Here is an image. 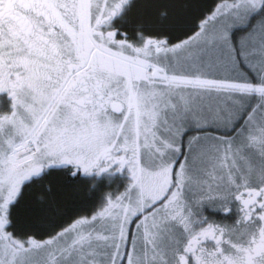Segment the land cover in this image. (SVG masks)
<instances>
[{
    "label": "flooded vegetation",
    "instance_id": "1",
    "mask_svg": "<svg viewBox=\"0 0 264 264\" xmlns=\"http://www.w3.org/2000/svg\"><path fill=\"white\" fill-rule=\"evenodd\" d=\"M149 7L150 3L136 0H73L62 15L57 14L53 20L57 26L53 44L44 52H33L38 66L31 78L21 85L22 111L12 122L14 136L22 138L35 129L36 137L43 134L46 143L67 142L76 150L107 151L116 158L108 172L97 178L93 170L91 176L85 174L84 180L87 177L95 182L104 179L110 181L108 186H118L120 175L130 189L128 191L134 189V192L140 193L137 195L147 207L134 227L146 235L145 247L153 249L156 244L162 246L163 264H214L213 258L204 251L205 241L214 242L212 235L221 229L227 231L237 217L244 218L245 214L253 213L259 216L260 212H264V149L258 152L257 165L246 167L241 164L227 169L228 179L236 183L229 194L225 189L216 191L218 196L214 194V169L209 166L198 169L181 167L175 160V163L150 170L151 173L155 170L168 172V178L163 176L151 181L132 176L136 163H130V156L135 149L130 142L121 143L119 139L130 138L137 133L132 126L137 119L150 120L156 108L145 100L146 87L153 86L161 93L165 85L163 80L167 74L172 76L173 69V61L169 66L164 57L195 36L192 34L185 40H171L165 34L149 33ZM24 8L31 9V6L9 0L7 9L0 8V19L16 27L25 19L21 15ZM29 16H32L31 11ZM149 64L155 66L152 74L146 69ZM171 86L170 90L176 89L173 84ZM182 92L183 89L170 91L171 97L162 98L158 105L165 100L170 103L176 98L183 99ZM165 106L162 116L164 125L166 113L172 111V105ZM25 117L33 120L31 126ZM167 126L170 128L169 124ZM210 126L208 124L207 129ZM160 127L159 124L154 129L146 126L141 134L152 138L154 145L159 147L157 142L160 140L156 138L162 137L161 131L166 130ZM192 131L193 128L182 130V134ZM175 132L176 138L182 137V134L177 135V128ZM48 155L51 158L38 166L39 171L29 166L11 180L7 174L0 178V218L5 219L0 222V244L3 245L0 254L6 264H23L25 260L34 264H54L56 261L64 264L57 257L39 259V250L54 245L56 237L66 233L76 222L85 228L93 214H101L100 211L106 210L109 205L104 203L90 216L85 212L76 215L53 236H23L21 230L13 226L9 229V219L16 213L22 214L31 187L47 181L49 164L61 163L54 150L50 149ZM121 159L125 161L123 166L119 163ZM63 171L70 172L71 166L64 164ZM178 171L185 175L182 182L201 178L197 191L187 194L181 182L176 184L178 191L174 195H166L171 174ZM25 184L29 187L25 188ZM117 194L111 193L109 202ZM172 196L175 200L171 202L174 203L168 202ZM227 208L231 209V215L225 217L222 212ZM142 214H134L132 221ZM161 216L166 217L167 226L160 223ZM173 230L178 232L175 234ZM134 240L132 237L129 245L135 243ZM166 245L171 252L167 251ZM225 246L232 249L227 253L231 264L264 262V236L259 229L255 235H244L243 238L233 236L231 243L225 236Z\"/></svg>",
    "mask_w": 264,
    "mask_h": 264
},
{
    "label": "rangeland",
    "instance_id": "2",
    "mask_svg": "<svg viewBox=\"0 0 264 264\" xmlns=\"http://www.w3.org/2000/svg\"><path fill=\"white\" fill-rule=\"evenodd\" d=\"M186 1L193 5L199 0ZM167 3L174 15V12L182 13L183 0H169ZM240 3L241 0H216L195 36L164 57L169 66L173 61L172 76L167 74L163 80L165 85L161 93L153 86L146 87L148 90L144 93L147 103L156 108L154 114L150 120L137 119L133 123L137 132L133 137L119 139L121 143L130 142L135 149L130 156V163H136L132 176L151 181L163 176L168 178V172L155 170L151 173L150 170L175 163V160L181 167L198 169L209 166L214 169V194L218 196L216 191L225 189L229 194L236 185L228 179L229 167L257 165L258 152L264 149V33L258 30L234 33L242 29L240 25L246 21V17L235 10ZM173 14L172 18H175ZM171 84L176 87L173 90L179 92L183 89V99L176 98L170 103L165 100L158 105L162 98L171 97ZM165 104L172 105V111L166 113L164 125ZM156 124L166 129L161 131L162 137L156 138L160 140L157 142L159 147L154 145L152 138L141 134L146 126L154 129ZM208 124L211 125L209 129ZM235 127V131L230 133ZM175 128L178 129L177 135L182 134V130L193 128V131L176 138ZM184 177L179 171L173 172L166 195H174L178 191L176 184L181 183ZM201 181L198 178L181 184L189 194L197 191ZM103 184L106 189L107 184ZM128 190L125 184L106 210L92 215V218L103 217L110 222L106 233L88 227L92 218L87 220L85 228L76 222L66 233L56 237L54 245L40 249L37 257H57L64 263L67 255L76 251L87 255L96 264H160V261L163 264L162 246L156 244L153 249L146 248V235L131 224L133 215L142 214L147 205L137 195L139 192L124 199ZM174 200L172 196L168 202L174 203L171 202ZM4 220L0 218V222ZM173 232L176 234L178 231ZM132 237L135 243L129 245ZM166 249L171 252L168 245ZM54 264L60 263L56 261Z\"/></svg>",
    "mask_w": 264,
    "mask_h": 264
},
{
    "label": "snow or ice",
    "instance_id": "3",
    "mask_svg": "<svg viewBox=\"0 0 264 264\" xmlns=\"http://www.w3.org/2000/svg\"><path fill=\"white\" fill-rule=\"evenodd\" d=\"M12 2L30 5L31 9L22 10L21 15L25 19L16 27L0 19V178L7 174L11 180L29 166H34V170L39 171L38 166L51 158L48 155L49 150H54L61 163L49 164L47 181L33 185L28 196V211L37 217H42L62 210L85 193L90 195L92 188L96 186L93 184L89 187L85 183V174L91 176L95 170V175L99 178L108 172L116 158L103 150L96 152L76 150L67 142L46 143L43 134L39 138L36 137L35 129L22 138L14 136L12 122L22 111L21 85L31 78L38 66L33 52H44L53 44V37L57 32L53 20L57 14L62 15L73 0H12ZM8 4L9 0H0V8L7 9ZM235 10L246 17V21L240 25L245 33L253 30L264 33V0H241ZM29 11L32 12L31 17ZM25 119L30 126L33 124L32 119L28 117ZM40 119L43 120V117L41 116ZM119 163L123 166L125 161L121 159ZM64 164L71 166L70 172L63 171ZM24 187L27 188L29 185L25 184ZM133 192L134 189L128 191L124 199H128ZM110 195V190L106 189L99 194V199L109 203ZM14 206L13 204L12 207ZM256 211L260 212V209ZM8 214L11 217V208ZM222 215L228 217L231 215V209L227 208ZM139 219L140 216L137 215L131 223L135 224ZM109 223L106 218L93 217L88 227L96 232L106 233ZM160 223L167 226L169 222L165 216H161ZM11 227L10 220L8 228ZM257 229L264 236V212H260L259 216L253 213L245 214L244 218L237 217L232 220L227 231L221 229L212 235L214 242L205 241L204 251L207 256L213 258L214 264H231L227 259V253L232 249L225 246V236L229 237L231 243L233 236L243 238L244 235H255ZM129 235H131V226ZM232 247L234 248L235 245L233 244ZM2 251L3 245L0 244V253ZM0 264H6L2 254H0ZM23 264H34V262L25 260ZM64 264H96V262L88 259L87 255L73 251L67 255Z\"/></svg>",
    "mask_w": 264,
    "mask_h": 264
},
{
    "label": "trees",
    "instance_id": "4",
    "mask_svg": "<svg viewBox=\"0 0 264 264\" xmlns=\"http://www.w3.org/2000/svg\"><path fill=\"white\" fill-rule=\"evenodd\" d=\"M139 3H150L149 7V20L147 29L149 33L156 34H165L170 36L171 40H185L188 36L196 34L200 28L201 21L208 17L209 13L212 11L216 0H208L207 3L204 0H199L197 3L190 5L186 0H183L180 9L182 10L181 14L176 12L175 15L171 12L172 9L168 5L167 1L169 0H136ZM172 14L175 18H172ZM148 13L145 14L147 16ZM148 17V16H147ZM243 31V29L236 30L234 33ZM238 125V124H237ZM236 125V127H237ZM232 129L230 133H233L236 129ZM119 185L118 186H107L106 189L110 190L111 193L117 194L120 189L125 186V183L122 181L123 176L119 175ZM92 178L87 177L85 183L91 187L95 185V188H92L91 194L85 193L77 201L66 205L62 210L48 214L46 216L34 217L29 216L28 211V200L25 202V206L22 214L16 213L11 220V224L16 229L21 230L23 236L34 235L39 238H44L47 236H53L56 231L61 229L67 223L72 221L76 215L80 213H86L87 216L97 212L99 206L103 205L104 202L99 199V194L103 192L104 184H111L110 181L103 179V182L99 184L96 183ZM41 184V183H40ZM113 188V190H111ZM105 189V190H106ZM104 190V191H105ZM17 209V208H15ZM16 212V211H15ZM31 217V218H30Z\"/></svg>",
    "mask_w": 264,
    "mask_h": 264
},
{
    "label": "built area",
    "instance_id": "5",
    "mask_svg": "<svg viewBox=\"0 0 264 264\" xmlns=\"http://www.w3.org/2000/svg\"><path fill=\"white\" fill-rule=\"evenodd\" d=\"M148 70H149V71L152 70V67H151V66H148Z\"/></svg>",
    "mask_w": 264,
    "mask_h": 264
}]
</instances>
